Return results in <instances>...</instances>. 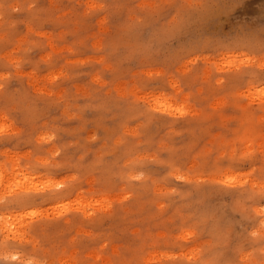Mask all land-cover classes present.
Returning a JSON list of instances; mask_svg holds the SVG:
<instances>
[{
  "label": "clouds",
  "instance_id": "1",
  "mask_svg": "<svg viewBox=\"0 0 264 264\" xmlns=\"http://www.w3.org/2000/svg\"><path fill=\"white\" fill-rule=\"evenodd\" d=\"M228 2L0 0V264H264V21Z\"/></svg>",
  "mask_w": 264,
  "mask_h": 264
},
{
  "label": "rangeland",
  "instance_id": "2",
  "mask_svg": "<svg viewBox=\"0 0 264 264\" xmlns=\"http://www.w3.org/2000/svg\"><path fill=\"white\" fill-rule=\"evenodd\" d=\"M223 15L234 26L247 27L255 25L257 30L264 21V0H229L224 6ZM204 42L199 37H192L180 50L170 57L164 64L168 74H184L186 83H192L205 74V69L200 66L202 61ZM217 47L231 48L233 45L228 41H221ZM185 57H189V62ZM167 107V105H165Z\"/></svg>",
  "mask_w": 264,
  "mask_h": 264
}]
</instances>
